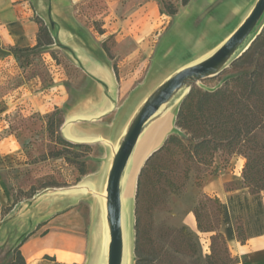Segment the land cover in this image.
Masks as SVG:
<instances>
[{"label":"crops","instance_id":"obj_1","mask_svg":"<svg viewBox=\"0 0 264 264\" xmlns=\"http://www.w3.org/2000/svg\"><path fill=\"white\" fill-rule=\"evenodd\" d=\"M256 1L191 0L172 18L173 22L177 17H188L189 26L179 29L177 39L189 38L190 18L203 22L202 37L221 33L231 19L238 21V27ZM155 8L154 3L149 4L153 16ZM52 12L48 21L46 16L43 20L54 44L44 47L69 51L73 55L69 63L72 72L65 73L59 66L58 82L46 85L40 76L23 73L25 69L29 71L30 65L21 68L20 64L44 48L34 50L39 24L30 1L0 0V208L14 203L8 173L27 166L24 147L29 140L10 131L12 117L20 112L45 116L58 109L63 117L61 136L73 144L91 147L85 159L88 172L78 175L72 186L52 188L35 200L24 213L29 214L27 228L18 235L17 247L27 264H108V176L134 117L150 94L169 77L160 78L169 53L167 49L159 53L160 37L166 30L152 43V25L108 22L102 27L104 31L97 33L92 27L87 31L78 28L74 11ZM112 36L113 42L109 41ZM182 98L162 108L141 135L123 175L122 198H132L135 204L141 167L175 134ZM233 164L234 170L207 183L204 192L223 205L219 232L234 259L232 264H264V232L252 234L245 243L237 235V225L241 224L238 220L253 216L255 207L247 188L227 187L242 181L243 161L237 158ZM28 206L26 203L24 208ZM184 224L199 237L200 257L206 264V257L212 254L213 233L199 231L193 211L186 215Z\"/></svg>","mask_w":264,"mask_h":264},{"label":"rangeland","instance_id":"obj_2","mask_svg":"<svg viewBox=\"0 0 264 264\" xmlns=\"http://www.w3.org/2000/svg\"><path fill=\"white\" fill-rule=\"evenodd\" d=\"M29 1L35 12V20L44 25L46 22L43 17L46 16L48 21V16L54 15L52 14L53 10H69L76 12L78 17H75L74 21L83 31L92 27L95 32L102 33L104 31L102 27L108 22L110 25L124 21L133 26L152 25L154 32L151 42L153 43L157 40L159 33L166 30L160 37L159 53L164 49L169 50V53L168 59L160 69V78L166 76L170 78L185 66L197 64L210 57L222 46L239 24L237 20L231 19L232 21L229 20L230 23L225 25L221 33L202 37L200 31L203 22L193 18L191 21L190 18L192 33L188 34V39L179 41L177 39L178 31L179 29L183 31L189 26L188 17L183 15L172 22L173 16L169 14V11L173 7L181 8L182 0ZM150 3H154L156 6V16L150 13ZM52 20L59 21L60 19L52 18ZM109 41H115L114 37H110ZM72 56L69 51L49 50V47H44L42 50H36L32 57L24 59L20 64L21 68H28L30 65L29 71L27 69L23 71L25 75L40 76L46 85L48 83L53 85L58 82L59 66L64 68L65 73L72 72L69 64ZM235 61L229 63L218 75L206 78L194 87L210 92L220 89L229 79L243 72L241 67L234 65ZM183 90L177 93L170 103L177 101ZM187 93L185 94L187 95ZM59 118L57 109L45 116L37 113L27 116L20 112L12 117L13 123L10 125V131L19 135L21 133V136L24 135L29 140L24 147V164L27 166L20 170H12L7 175V180H11L10 189L14 203L15 198L18 202L15 205L13 203L0 208V264H10L13 259L17 248V237L22 235L27 228L26 218L29 214H24L25 211L48 190L59 188H45L47 185L57 183L62 188L72 186L79 179V164L90 153L84 148H74L69 150L70 158L51 156L52 153L63 149L58 142ZM49 120L53 121L54 135L49 133ZM176 127L174 135L179 139V142H176L175 145H168L166 150L155 158L156 169L150 171L149 175L143 179L140 198L136 199L137 189L135 204L132 198H122L123 252L121 264H135L137 261L135 252L137 218L140 220L141 250L145 257L162 259L164 264H167L168 261L173 264L191 263L193 259L200 257L202 245L199 237L195 235L193 245L197 256H193L195 253L190 246L184 242L181 243V241L177 243L178 231L182 227H187L184 224L186 215L190 211L194 212L196 208L200 209L202 222L205 225L210 222L218 224L221 218V213L217 210L214 201L210 200L211 197L204 192L205 185L219 175L234 170L233 163L238 158L244 163L240 175L242 181L230 183L227 187H245L243 170L246 159L242 155H230L220 151L214 155L210 162L203 163L198 157H194L193 160L191 157L194 142L191 135L177 125ZM74 155L80 156L78 160L73 157ZM32 187L36 188L34 195L30 191ZM249 199L253 200L255 207L254 197L250 195ZM26 203H29L30 206L25 209ZM23 208L24 211H22ZM206 213L209 218L206 217ZM177 251L180 253H176ZM156 262L159 263L158 260Z\"/></svg>","mask_w":264,"mask_h":264},{"label":"trees","instance_id":"obj_3","mask_svg":"<svg viewBox=\"0 0 264 264\" xmlns=\"http://www.w3.org/2000/svg\"><path fill=\"white\" fill-rule=\"evenodd\" d=\"M191 0H182V6L189 4ZM179 9L173 7L169 14L175 16ZM38 43L34 50L43 46L54 44V38L47 25L39 22ZM256 31L242 47L243 50L253 39L249 48L236 59L234 65L241 67L243 72L229 79L220 89L215 91H202L193 87L183 99L177 115L176 125L191 135L194 142L191 159L198 157L201 162H210L217 152L223 151L230 155H242L246 159L243 170L245 188L254 197L255 208L253 216H247L241 224L237 225V235L242 243H245L252 234L264 232V28L258 34ZM250 70V71H249ZM57 111H59L57 109ZM58 142L63 149L52 153V157L65 156L70 158L69 150L84 148L91 150L90 146L73 144L64 139L60 134L63 117L59 111ZM53 121L49 120V133L54 135ZM179 139L173 134L167 139L165 145L157 151L142 169L137 183L136 199L140 198L143 179L149 172L156 169L155 158L166 150L170 144L175 145ZM78 160L79 155H74ZM86 161L79 164V175L87 174ZM172 186V183H171ZM49 187H61L54 183ZM35 187L30 189L34 195ZM213 200L217 210L222 215L223 205L218 198ZM248 202V197L245 199ZM18 202L15 198L14 205ZM205 206V205H204ZM194 214L200 232L213 233L211 237L212 254L206 257V264H232L226 241L219 232V225L214 223L203 224L202 211L196 208ZM206 217L209 218L208 213ZM240 220H238L239 222ZM195 234L187 227L178 231V240L195 250L193 237ZM223 246V248H222ZM137 261L135 264H164L162 259H149L141 250L140 220H136V246ZM176 253H180L177 251ZM193 256H197L195 253ZM194 258V257H192ZM159 261L157 263L156 261ZM161 261V263H160ZM10 264H27L19 247L15 249ZM167 264H173L168 261ZM176 264V263H175ZM189 264H202L201 257H197Z\"/></svg>","mask_w":264,"mask_h":264},{"label":"water","instance_id":"obj_4","mask_svg":"<svg viewBox=\"0 0 264 264\" xmlns=\"http://www.w3.org/2000/svg\"><path fill=\"white\" fill-rule=\"evenodd\" d=\"M263 28L264 0H257L248 16L214 54L202 62L187 66L178 71L158 86L143 103L130 124L121 145L114 156L108 176L106 189L107 213L110 230L108 264L122 263L123 240L121 232V185L123 175L141 135L155 116L162 108L171 102L172 98L177 93L184 89L180 95V97H183V101L186 96L185 93H189L194 85L206 78L218 75L228 66L229 63L238 59L249 48L254 39L243 50H241L252 34L256 31H259V34ZM155 153H152L146 159L141 170Z\"/></svg>","mask_w":264,"mask_h":264}]
</instances>
